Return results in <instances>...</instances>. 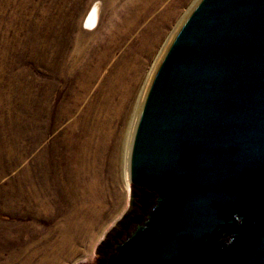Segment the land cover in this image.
Returning a JSON list of instances; mask_svg holds the SVG:
<instances>
[{
  "label": "water",
  "instance_id": "95a60500",
  "mask_svg": "<svg viewBox=\"0 0 264 264\" xmlns=\"http://www.w3.org/2000/svg\"><path fill=\"white\" fill-rule=\"evenodd\" d=\"M125 181L91 264H264V0L190 6L144 88Z\"/></svg>",
  "mask_w": 264,
  "mask_h": 264
},
{
  "label": "rangeland",
  "instance_id": "374dc122",
  "mask_svg": "<svg viewBox=\"0 0 264 264\" xmlns=\"http://www.w3.org/2000/svg\"><path fill=\"white\" fill-rule=\"evenodd\" d=\"M194 1L0 0V264H36L59 241L76 189L69 126L84 107V75L100 51L110 49L103 73L137 53L138 96ZM92 5L97 24L88 29L83 18ZM128 191L107 186L100 218L73 250L63 249L60 264L94 262V247L128 207Z\"/></svg>",
  "mask_w": 264,
  "mask_h": 264
},
{
  "label": "bare ground",
  "instance_id": "6f19581e",
  "mask_svg": "<svg viewBox=\"0 0 264 264\" xmlns=\"http://www.w3.org/2000/svg\"><path fill=\"white\" fill-rule=\"evenodd\" d=\"M95 9L96 6L92 5L83 18L88 29L94 28L97 24L93 17ZM162 48L159 51L160 54ZM129 53L130 56L124 58L123 66H113L103 73L101 68L104 62L108 61L110 54V49L107 47L104 51H100L95 64L84 75L86 78L82 84L86 96L83 100L84 107L69 126L74 147L71 157L77 160V164L74 162L73 166V182L77 194L75 190L70 192L72 212L61 228L59 241L46 253L43 251L36 264H60L65 257L63 249L69 247L73 250L76 240L79 241V238L88 236L100 218L103 206L98 207L97 204L107 186L120 184L123 188L128 187L125 181L128 145L138 105L146 86L144 80L140 93L135 97L133 90L141 77L142 70L137 53L132 54L131 51ZM152 67H154L153 64ZM152 69L150 67L149 74ZM138 71L137 79H133L132 75H136ZM81 208L88 209L87 215L76 222L72 218L76 210ZM32 257L33 255H30L29 259Z\"/></svg>",
  "mask_w": 264,
  "mask_h": 264
},
{
  "label": "trees",
  "instance_id": "16d2710c",
  "mask_svg": "<svg viewBox=\"0 0 264 264\" xmlns=\"http://www.w3.org/2000/svg\"><path fill=\"white\" fill-rule=\"evenodd\" d=\"M133 189H135V196H136V200H137V201L135 202V205H136L137 203H139V202L142 203V201H143V197H144L143 194H142V192H141L138 188H133ZM135 205H134V206H135ZM125 216L127 217V215H125ZM126 217H125V218H126ZM130 217L132 218V217H134V215H131ZM125 218H124V219H125Z\"/></svg>",
  "mask_w": 264,
  "mask_h": 264
}]
</instances>
